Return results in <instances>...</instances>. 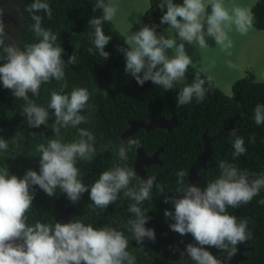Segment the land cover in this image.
<instances>
[{
	"label": "clouds",
	"instance_id": "1",
	"mask_svg": "<svg viewBox=\"0 0 264 264\" xmlns=\"http://www.w3.org/2000/svg\"><path fill=\"white\" fill-rule=\"evenodd\" d=\"M158 7L162 12L165 7L167 9L160 24L169 26L166 29L168 38L157 34V25H145L134 34L126 35L124 43L127 47L118 49L125 56V72L140 86L151 81L165 91H171L182 83L189 66L193 64L184 42L204 49L209 47L206 42V37H209L214 39L221 52L230 56L234 43L229 33L234 29L241 36H246L254 30L255 17L251 9L229 5L226 0H183L182 4L161 0ZM97 9L102 10V16L89 20L94 29L92 40L96 52L107 60L110 54L104 49L112 37L105 35L102 25L116 19L119 7L112 0L108 3L97 0L93 11ZM26 11L31 14L34 22L32 31L38 41L25 45L23 49L15 43L6 46V40H11V37L0 19V46H4L6 52L2 58L6 63L0 66V82L5 89L12 91L15 98L26 102L22 115L26 116L30 128L47 126L49 109L54 110L52 130L56 138L49 139L46 145H37L39 174L30 169L23 178H18L10 175L7 165L0 167V264H136V258L127 250V236L115 227L105 225L94 228L80 219H69V223L56 222L54 225L27 222V213L35 197L33 186H39L49 197H53L59 188L73 203L90 189L92 206L99 209H106L117 202L123 192L125 197L134 201L128 211L135 216L127 221L125 227L137 244L145 240L155 241V231L145 227L149 217L140 205L151 200L154 188L163 193L166 185L156 183V178L148 177L144 171L147 180H140L138 187L133 186L131 182L135 172L119 165L102 172L90 187L83 183L76 164L78 160L91 162L94 159L97 154L95 136L90 130L78 128L79 139L65 143L60 137V129L76 128L88 122L81 112L89 106L90 93L87 88H73L70 93H65L64 86H61L59 91H51L47 107L29 99V93L39 96L42 84L52 80L64 81L66 66L76 65L77 56L73 54L65 63L62 59L64 49L56 43L58 36L51 29L42 27L43 17L36 13L43 12L48 19L52 18V9L46 0H33ZM2 16L3 10L0 9ZM173 33L178 34L179 44ZM169 49L173 52L171 57L167 55ZM228 66L235 67L231 61H228ZM205 83L206 80L197 74L190 85L179 91L177 106L190 104L193 99L197 103L202 102L207 92ZM207 83H211V77ZM253 119L257 126L264 124V105H256ZM32 135L35 136V133ZM230 135L234 137L232 147L235 159L244 155L246 148L244 139L235 131ZM250 142H254V137ZM133 147H139L138 140L129 139L127 148L121 145L117 153L119 159L127 161V152ZM7 150L8 141L0 138V151ZM218 167L219 177L208 182L203 189L197 186L199 183L185 185L187 173L179 170L176 183L180 186L177 191L181 195L172 201L165 199V203H174L175 209L174 213L167 210L164 213L167 219L175 221L168 227L181 236L191 234L198 245L187 244L185 251L180 253L178 264H185V253L193 264H229L237 254L238 245L252 238L248 230L249 221L238 220L235 215L228 214L227 209L248 204L258 196L264 188V175L249 179L247 170L241 171L225 161H220ZM259 203L264 205V200ZM207 248H215L226 256L217 258Z\"/></svg>",
	"mask_w": 264,
	"mask_h": 264
},
{
	"label": "trees",
	"instance_id": "2",
	"mask_svg": "<svg viewBox=\"0 0 264 264\" xmlns=\"http://www.w3.org/2000/svg\"><path fill=\"white\" fill-rule=\"evenodd\" d=\"M148 7L142 15L143 26L157 25V34L160 35L168 25H161L160 20L164 12L158 4L161 0H147ZM52 9V18L46 14L36 13L43 17L42 27L51 29L57 36V44L64 49L62 59L67 63L70 56H77L76 65L65 68V80L57 82L52 80L42 84L39 96L28 94L29 99L37 105L47 107L50 102L51 91H59L64 86V92L70 93L73 88H87L90 93L88 107L81 112L88 118L87 123H82L76 128L67 127L60 129V137L65 143L79 139L78 128L90 130L95 136L94 147L96 156L91 162L78 160L76 166L80 169L81 179L86 186H91L102 172L113 169L117 165L127 166L132 169L136 150L140 148L145 156L150 157L160 150L158 160L160 164L145 167L148 177H155L156 183L166 185L164 192L159 193L154 188L151 200H146L140 207L149 217L146 228L155 231V241L145 240L137 244L132 233L125 227L129 219H134V214L128 211L133 200L119 194L117 202L110 204L106 209L94 208L89 192H85L81 199L74 204V212L69 216L71 221L82 220L84 224H91L94 228L105 225L112 226L125 233L129 240L128 251L136 258V264H178L180 253L185 251L187 244L196 245V241L187 234L181 236L171 231L165 223V211L174 213V205L165 203L168 196L176 197L181 193L177 183L176 173L185 170V185L188 183V169L197 156L203 151L202 135L213 137L225 129L229 121L239 116L233 122L236 135L244 139L246 152L244 155L233 159L234 137L226 133L219 140L210 144L211 154L205 160V167L198 171L201 188L207 183L218 178L220 161L234 164L239 170H247L249 176L257 178L264 175V124L257 126L253 119L256 105H264V83L255 80L248 73L237 80L232 88V96L225 95L209 75L189 66L185 80L177 84L171 91L146 81L143 86L137 84L135 78L125 72V56L118 51L126 48L125 37L113 26L111 22H104L102 27L105 35L112 37L105 47L109 58L104 60L96 52L92 34L94 29L89 24L91 18L102 16V10L93 11L97 0H46ZM182 4L183 0H173ZM23 11L24 28L23 41L18 46L23 49L25 45L38 41L32 31L31 14L26 9L33 0H19ZM108 3V0H105ZM210 12V7L208 8ZM251 11L254 14V28L264 31V0H257ZM91 49V53L89 52ZM6 56L4 47L0 46V66L6 63L2 59ZM199 74L205 79L204 87L207 89L205 99L197 103L195 99L190 104L177 106L176 96L185 85H190L195 76ZM142 75V74H141ZM100 90H98V89ZM107 92L108 95H105ZM23 99L14 97L11 90L5 89L0 82V138L8 141V150L0 151V167L8 166L10 175L23 178L28 170L39 174L40 153L36 150L38 144H47L49 139H55L52 130L55 122L54 110L49 109V119L46 125L39 128H30L26 116L22 115L25 106ZM155 114L157 117L170 119L175 117L177 127L170 133L164 129L145 131L137 130L133 135L121 140L122 133L128 129L130 121H144ZM35 133V136L32 134ZM43 134V135H41ZM254 137V142H250ZM139 141V147H133L127 152V161H121L117 155L121 145L127 148V141ZM141 179L136 176L131 184L138 187ZM35 192L33 205L27 213L28 223L39 221L54 225L62 223L61 214L64 209L65 193L56 189L53 197L47 196L39 186H33ZM169 200V199H168ZM264 200V188L258 196L248 204L238 208L227 209V213L235 215L238 220L247 219L248 230L252 238L248 246L253 250L251 260L240 264H264V205L259 201ZM170 201V200H169ZM207 248L206 250H210ZM218 254L219 250L215 249ZM185 264H193L184 256Z\"/></svg>",
	"mask_w": 264,
	"mask_h": 264
},
{
	"label": "rangeland",
	"instance_id": "3",
	"mask_svg": "<svg viewBox=\"0 0 264 264\" xmlns=\"http://www.w3.org/2000/svg\"><path fill=\"white\" fill-rule=\"evenodd\" d=\"M112 2L119 7L116 19L112 22L120 34L126 38V35L134 34L143 27L142 15L148 7L147 0H112ZM256 2L257 0H226L229 5L236 4L250 9ZM166 29L161 34L168 38ZM172 35L176 36L179 44L181 41L178 39V34ZM229 35L234 43L230 56L221 52L214 39L209 37H206L209 47L204 49L184 43L186 53L193 61L190 66L211 76L218 88L231 97L234 83L248 73L252 74L256 81L264 83V31L254 28L246 36H241L233 29ZM167 55L171 57L172 50H167ZM228 61H231L235 67H229Z\"/></svg>",
	"mask_w": 264,
	"mask_h": 264
},
{
	"label": "water",
	"instance_id": "4",
	"mask_svg": "<svg viewBox=\"0 0 264 264\" xmlns=\"http://www.w3.org/2000/svg\"><path fill=\"white\" fill-rule=\"evenodd\" d=\"M0 9L3 10V16L0 19L3 20L5 24V30L11 37V40H6V46L15 43L16 45L22 43L23 41V28H24V18L23 11L21 9V5L19 0H0ZM4 47V46H3ZM239 116H235L233 119L229 121L228 126L219 131L213 137H207L205 134L202 135L203 142V151L194 161V163L188 169V183L193 185H197L200 183V180L197 177V172L199 169L204 167L205 159L210 154V144L219 140L220 137L226 133H231L234 131L233 122L237 120ZM177 127V121L175 117H171L170 119H164L161 117H157L155 114H152L149 119L144 121H130L128 123V129L125 130L121 135V140L125 141L127 137L133 135L137 130L144 129L145 131L154 130V129H164L168 133L171 132L173 128ZM160 150L154 152L150 157L145 156L143 151L138 148L136 150V155L133 160L132 169L135 172V176L141 180H147L144 174V167H149L153 164H158V154ZM251 179V176L249 177ZM170 201L174 200L175 197L168 196ZM179 198H182L179 197ZM74 204L70 201L66 195L64 201V209L61 214L62 223H69V216L74 212ZM174 205V203H172ZM175 223L173 219H167L166 224L170 227L171 224ZM20 243V241H17ZM246 241L240 245H238L237 254L232 258L229 264H236L237 261L241 260V253L244 250V244ZM210 252L216 256L217 258H222V256H226V254H222L217 256L215 248H211Z\"/></svg>",
	"mask_w": 264,
	"mask_h": 264
},
{
	"label": "flooded vegetation",
	"instance_id": "5",
	"mask_svg": "<svg viewBox=\"0 0 264 264\" xmlns=\"http://www.w3.org/2000/svg\"><path fill=\"white\" fill-rule=\"evenodd\" d=\"M201 185L202 184H201V181H200V183L197 186L201 187ZM149 242H151V241H149ZM252 250H253V248L248 246V242L246 241V243L244 244V250L241 253V260L237 261L236 264H240V263H243V262H245V263L249 262L251 260L249 255L252 252ZM216 254H217V256H220V255L224 254V252H222L221 254H218L217 251H216Z\"/></svg>",
	"mask_w": 264,
	"mask_h": 264
}]
</instances>
